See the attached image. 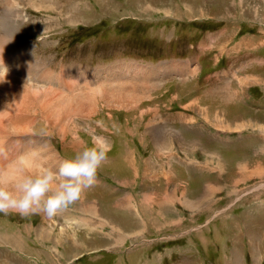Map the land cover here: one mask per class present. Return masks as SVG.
I'll return each mask as SVG.
<instances>
[{
    "label": "rangeland",
    "instance_id": "1",
    "mask_svg": "<svg viewBox=\"0 0 264 264\" xmlns=\"http://www.w3.org/2000/svg\"><path fill=\"white\" fill-rule=\"evenodd\" d=\"M46 1L42 8L40 1L0 0V36L11 31L15 50L58 74L56 90L38 83L48 91L69 97L96 76L104 89L106 71L116 66L184 75L161 74L147 86L115 85L112 90L141 96L140 102L128 110L98 102L93 116L72 118L75 135L68 133L63 146L60 136L49 134L61 160L79 150L74 140L82 146L97 135L112 149L96 184L63 213L66 218L0 214V264H264V149L257 150L264 133L248 124L239 133L245 139L231 131V146H224L221 132L227 131L206 118H221L231 107L235 115L250 111L246 120L264 129V0ZM193 67L198 71L190 75ZM116 73L114 83L127 75ZM244 81L242 96L226 104L216 98L228 83L236 89ZM36 129V136H47L45 127ZM16 150L11 144L10 153ZM195 160L198 168L191 165ZM129 198L132 207L125 205ZM86 204L97 211L80 210ZM67 217L97 229L64 231ZM34 230L53 233L56 245L49 244L51 234L38 242Z\"/></svg>",
    "mask_w": 264,
    "mask_h": 264
},
{
    "label": "bare ground",
    "instance_id": "2",
    "mask_svg": "<svg viewBox=\"0 0 264 264\" xmlns=\"http://www.w3.org/2000/svg\"><path fill=\"white\" fill-rule=\"evenodd\" d=\"M7 1L8 0H5V2ZM11 1L12 0H9V2ZM32 1L34 2L40 1V4L38 5H40V7L42 8L44 7L46 8V4H47L46 0H32ZM35 6L36 3L34 4L33 7ZM10 34H12L11 31H9V33H4L3 36H0V72L4 74V75L0 74V149H3V153H0V164L7 163L8 160L14 159L18 154L35 150L43 156L46 166L56 169L58 168L59 163L62 160L58 157L57 151L53 149L50 142L47 140L49 134H57L58 136H60L61 146H63L65 143V139L68 138L69 135L68 133H70V135L73 136L75 135V132L71 130V126L74 125L72 118L74 116H76V118L77 117L87 118L90 115L93 116L96 113L95 106L98 102L102 103V105H104L105 108L118 109V110L119 109L128 110L133 104H137L138 102H140L139 98L141 96L139 98H136V97H132L130 93L118 92L120 90L112 91L113 86L115 85L122 86L123 79L126 80L125 77L124 78L122 77L120 81H116V83H114L115 80H117L115 78L117 74L116 72L126 71L127 70L126 66H122L120 68L116 66L115 68H111L109 69V71H106V74L109 77L106 76V79H103V81L104 83L107 84L104 86V89L107 90L101 88V84L98 83L99 76H96V78H94L90 84L88 83L89 85H92L91 88H89L88 84L86 85L85 80H82L81 85H79L76 90L73 89L75 91V94H71V90L69 89L70 90L68 93L69 97L68 95H64V93H55L57 91H55L56 89L54 88V86H56L59 83V78L57 77L58 74L56 75L52 71H45L44 69H41L39 67L41 65L40 64L38 65L37 63L31 61L30 58L25 53H23L22 50H15L14 49L15 43L11 41ZM161 70L163 71L162 68L161 69L155 68L152 70V72L149 71L145 73L144 78L148 80L149 83L144 81L143 83L144 86L151 85L155 77H158L159 79L162 78L161 74H165V73H160ZM197 71L198 68L193 67L192 74H195ZM166 74L168 76L174 75L172 77H176V76L178 77L184 75V74L176 75L174 72L171 71L166 72ZM132 76L136 77L137 75L135 73ZM41 82H45L47 85H52L55 90H53L52 88L50 89L51 92L48 91L45 84L39 85ZM84 84L86 85V87ZM67 86L68 85H66V87ZM60 88L64 89L63 87ZM127 94H130L131 96L123 97V95H127ZM52 95H54V98H50L52 97ZM131 97H132V101H129ZM74 120L76 119L74 118ZM35 127H37L36 129L37 131L40 130L42 127H45L46 128L45 133L47 136L44 138L36 136L34 134ZM11 144L17 145L18 150L10 153ZM72 146L74 147V149L75 147L80 149L81 144L77 142V140H74ZM4 154H6L7 159L4 158ZM125 160H127V158ZM126 164H128V162ZM164 198L165 200H169L168 196ZM130 201L131 198L126 200L125 205L127 207L133 206V204ZM160 205L158 206L161 207L162 205L161 206ZM145 206L148 205L146 204ZM80 207H82L80 209L82 211L91 210L89 211L90 214L91 212L97 211L95 204H86V206H80ZM148 208H150V205L148 206ZM41 215L44 216L43 214ZM63 216L66 218L65 214H63ZM44 219H46V217H44ZM67 219L69 220L70 223L68 226L64 227V231L66 228L69 227H78V228L84 227L88 231L90 230L96 231L97 229L90 227L88 222L84 219H72L71 217H67ZM47 224L49 225V222ZM140 227L142 226H139V228ZM64 231L63 229H61V232L63 234ZM118 233L122 235V232H118ZM40 234L42 237L43 235L46 236L51 234L52 237L49 239V244L51 245L53 244L54 246L56 245L54 241L55 237L53 236L54 235L53 233L49 232L48 230H44V231L41 230ZM134 235H136L135 237L133 236L135 239L141 237V234H134ZM81 247L78 246L77 249ZM259 252L260 250L258 251L256 250V248H254L252 254H254L255 256H259L260 254ZM15 264H17V262Z\"/></svg>",
    "mask_w": 264,
    "mask_h": 264
},
{
    "label": "clouds",
    "instance_id": "3",
    "mask_svg": "<svg viewBox=\"0 0 264 264\" xmlns=\"http://www.w3.org/2000/svg\"><path fill=\"white\" fill-rule=\"evenodd\" d=\"M96 125L103 128L104 122L98 120ZM113 128L118 130L115 124ZM111 149V142L97 135L91 144L82 143L56 169L46 166L43 156L35 150L0 164V214H43L50 219L62 215L96 184L98 170L107 162Z\"/></svg>",
    "mask_w": 264,
    "mask_h": 264
},
{
    "label": "crops",
    "instance_id": "4",
    "mask_svg": "<svg viewBox=\"0 0 264 264\" xmlns=\"http://www.w3.org/2000/svg\"><path fill=\"white\" fill-rule=\"evenodd\" d=\"M245 41V40H244ZM245 44V43H244ZM193 69V68H192ZM192 69H190V75H192ZM153 69L151 68V70H149L148 68H145V71L144 72H142L140 69H138V68H130V66H128L127 67V70L126 71H123V72H125L127 75H125V79L126 80H124L123 79V84H125V83H129V81H130V83H132V84H135V85H138L136 82H138L139 83V85H140V83L141 84H143L144 83V81H146V82H148L149 83V81L148 80H146L145 78H144V75H145V73H147V72H149V71H152ZM136 73V77H133L132 75H134ZM187 75H189V74H187ZM165 76H168L167 74H165ZM157 78L158 77H155L154 78V81H156L157 80ZM134 79V80H133ZM161 79V78H160ZM158 80H159V78H158ZM160 82H162V81H160ZM245 83V84H244ZM249 82L248 81H244L243 83H239L238 82V86L236 87V89H234L233 88V86H231V84L230 83H228L229 84V86H225V88H222V89H220V92H218L215 96H216V98L218 99H220V102L221 101H223L224 100V102H222V104H226V103H230V98H233V97H235V96H242V93L241 92H243V88H244V86L246 85V84H248ZM138 85V86H139ZM123 86V85H122ZM143 86H144V84H143ZM142 86V87H143ZM114 87V86H113ZM227 87V88H226ZM241 87V88H240ZM249 88H250V86H248V87H246V89L247 90H249ZM119 90V89H118ZM118 90H112V91H118ZM239 91H241V92H239ZM241 93V94H240ZM220 95V96H219ZM233 95V96H232ZM235 95V96H234ZM263 95V94H262ZM229 96V97H228ZM215 98V97H214ZM215 98V99H216ZM261 101H263V99H264V96H261ZM247 100V99H246ZM252 100H256V99H253L252 98ZM256 101H260V100H256ZM244 102H246V101H244ZM194 104H196V103H194ZM235 104H237V103H235ZM260 104H262V103H260ZM196 105H199V103L198 104H196ZM246 105H249V104H246ZM193 105H191V108L190 109H192L193 110V107H192ZM236 107H238V105H235ZM250 106V105H249ZM199 108L200 107H197V110L199 111ZM231 107H229V110L228 109H226L225 108V110H224V113H222L221 115H223L221 118H219V116L217 115V117H215V115H214V113H213V115H212V118H208L207 117V119L210 121V123H211V125H213L215 128H219V129H221V130H226L227 132H221V134L223 135V137L222 138H227L226 140H228V142H225V143H220V144H222V145H224V146H231V141L229 140V138L227 137V134L228 133H230L231 131L232 132H236V134H238L239 136L242 134V132H241V130H243L244 128H246V126L249 124L251 127H253V126H255V127H257V128H259V129H261L260 131H262L263 133H264V129H263V127H261V126H258V122H256L255 124L254 123H252L254 120H252V119H249V120H246V118H248V116H249V114L251 113L250 111L249 112H246V111H243L241 114H236L235 115V109H230ZM197 111V113H194V115H196V116H200L201 117V119H202V115H200V113ZM227 113V114H226ZM216 114H217V112H216ZM257 114V113H256ZM183 116H184V114H183ZM178 117V116H177ZM199 117V118H200ZM171 118H173V117H171ZM180 118H181V120L183 121V119L185 118V117H182V114H180ZM173 120H174V118H173ZM187 120H190V118H188ZM212 121V122H211ZM174 123H175V121H174ZM173 123V124H174ZM177 124V123H176ZM190 127L192 128V126L190 125ZM235 128H238V131H236V129ZM198 130V129H197ZM229 131V132H228ZM239 133H241V134H239ZM243 135V134H242ZM241 135V136H242ZM240 136V138H242ZM253 138H255L256 140H257V136H255V137H253ZM242 139H245V138H242ZM250 141H254L253 139H250ZM257 141H260V139H258ZM201 143V144H200ZM193 145H195L196 147H195V149H196V151L197 152H199V146H203V144H202V141L200 142V141H197V142H194L193 143ZM202 148V147H201ZM208 148H205V149H203V150H201L200 152H204V150H207ZM263 149H264V146H260V147H258L257 148V150H262L263 151ZM215 150H217L216 148H215ZM195 151V152H196ZM218 151V150H217ZM216 153H218V152H216ZM258 153H260L259 151H258ZM192 158V157H191ZM210 159H212V157H210L209 158V160ZM220 160L222 161V163H220L221 164V166H222V168L225 166V164H226V161H225V158H224V156L221 154L220 155ZM196 161V160H195ZM225 163V164H224ZM212 164V163H211ZM192 166H195L196 168H198V166L197 165H199V163H198V161H196V164H191ZM206 165H207V163H206ZM186 167V166H185ZM242 173V172H241ZM88 231V230H87ZM33 236H34V238L38 241V242H42L43 241V239H45L46 237L43 235V237L41 236V234L39 233V232H35V230L33 231ZM39 236L41 237V239H39ZM107 236H110V235H108L107 234ZM108 239V238H107Z\"/></svg>",
    "mask_w": 264,
    "mask_h": 264
}]
</instances>
